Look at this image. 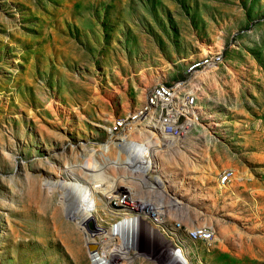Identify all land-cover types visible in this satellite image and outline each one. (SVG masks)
I'll return each instance as SVG.
<instances>
[{"label": "rangeland", "instance_id": "rangeland-1", "mask_svg": "<svg viewBox=\"0 0 264 264\" xmlns=\"http://www.w3.org/2000/svg\"><path fill=\"white\" fill-rule=\"evenodd\" d=\"M125 189L180 210L145 228ZM160 247L264 264V0H0V264H165Z\"/></svg>", "mask_w": 264, "mask_h": 264}, {"label": "bare ground", "instance_id": "bare-ground-1", "mask_svg": "<svg viewBox=\"0 0 264 264\" xmlns=\"http://www.w3.org/2000/svg\"><path fill=\"white\" fill-rule=\"evenodd\" d=\"M212 49V48H211ZM214 49V48H213ZM208 50V48H205V52ZM209 53H210V50L208 51ZM213 53V52H212ZM153 91V90H152ZM171 94V93H170ZM151 95V97H153V100L151 99V98H149V101H148V103L147 104H149V103H152V104H159L161 101H163V99H164V97L161 95V96H158L157 97V99L155 100V97H154V95H153V93L152 94H150ZM150 95H148V96H150ZM190 100V99H189ZM188 100V102H186V105H187V108L189 107V110H190V108H193V106H189V104H190V102H192L191 100L189 101ZM162 103V102H161ZM160 103V104H161ZM193 103V102H192ZM185 104V103H184ZM183 104V105H184ZM177 106H178V104H177ZM171 108V107H170ZM197 108V107H196ZM170 110V109H169ZM179 110H181L180 108H178V109H175V110H172V111H170L169 112V119H167L166 120V125H172V126H175V125H177V121L179 120V114L182 112V111H179ZM183 110V109H182ZM188 110V109H187ZM184 111V110H183ZM192 110H190V112H191ZM146 112V111H145ZM189 112V113H190ZM144 113V110L143 111H141L140 112V114L139 115H137V116H135V117H140L139 119L140 120H143L142 119V117L141 116H143L142 114ZM193 113V112H192ZM147 114V113H146ZM193 115V114H192ZM145 116V115H144ZM171 118V119H170ZM190 119H191V117H190ZM161 122V121H160ZM164 122V121H163ZM143 126H147V124L145 123H143ZM165 128V126L162 128L161 127V129H159V130H161V131H163L162 129H164ZM183 128V126L182 127H178V129H182ZM147 129V128H146ZM164 131H165V129H164ZM178 134V133H177ZM126 138V137H125ZM125 138L123 139V141H124V145H127V148L129 147L128 146V143L126 144V141H125ZM127 139V138H126ZM134 141V140H133ZM135 142V141H134ZM137 142V141H136ZM141 143V142H140ZM144 143V142H143ZM134 145H135V143H134ZM138 146H139V144H137ZM132 146V145H131ZM126 148V149H127ZM152 163H155V161L153 160V162ZM158 167V169L157 170H154L156 173L159 171V166H157ZM147 168H149L148 167V165H147ZM151 171H153V168L151 169ZM153 176L155 177V174H153ZM156 178H158V176H156ZM84 190V189H83ZM84 192V191H83ZM86 193V192H85ZM126 193H128V196L126 197V200H121L122 201V203H121V205L120 206H122V208L124 209V210H129L130 212H132V211H134V212H136L140 217H139V219H137L138 220V223H144V227L145 228H147V221L145 220V217H143L141 214H144V213H150V214H154L155 216L156 215H158V218L160 219L158 222H166V223H168V222H170L171 221V219H172V217L170 216V212H172V211H176V210H180V201L177 199V198H175V197H171V198H169V197H166V200L168 199V201H167V203H168V205H165V202H164V204L162 203V202H160L159 204H158V202H156V201H153V200H147V198H144V197H142L141 196V198H139L138 196H132L130 193H129V191H127V189H125V191L124 192H122L121 194H120V196H121V198H123L124 196H125V194ZM83 194V193H82ZM114 196H115V194H114ZM78 198H79V196H78ZM170 202H174L172 205H171V203ZM169 214V215H166V217H165V219H163V215L164 214ZM175 216V215H174ZM163 219V220H162ZM123 224V223H122ZM124 225V224H123ZM129 228V227H128ZM128 228H125V227H121L119 224L116 226L115 225V227H114V229H115V232H116V230H117V234H119V235H123V237H126L127 236V241H126V243L124 242V243H122V248H129L130 246H133L134 245V247L136 246L135 244L136 243H134V241H136V240H138V238L139 237H136L135 235H137L136 233H134V232H130L129 231V229ZM131 229V228H130ZM208 230H201L199 233H201L205 238H208L209 240H213V235H211V234H209L208 232H207ZM141 237H143V235H141ZM213 242V241H212ZM90 244H94V243H91L90 242ZM157 250H160V252H161V256H162V260L165 262V264H175V263H173V258H171V254H167V252L165 253V252H163V251H165V249L163 248V247H160V249H157ZM170 255V256H169ZM108 256L110 257V261H108V262H112V259L113 260H115V262L117 263V261L119 262V260L120 259H122L123 257H125V251L123 250V249H118V250H116L115 252H113V253H108ZM133 256L131 255L130 257H129V259L126 261L127 262V264H130V262H131V260H133Z\"/></svg>", "mask_w": 264, "mask_h": 264}, {"label": "built area", "instance_id": "built-area-1", "mask_svg": "<svg viewBox=\"0 0 264 264\" xmlns=\"http://www.w3.org/2000/svg\"><path fill=\"white\" fill-rule=\"evenodd\" d=\"M167 89V87H165L164 85H161V86H159L158 88H157V91L160 93L161 92V94H169V92H168V90H166ZM173 91H175V90H173ZM186 97V96H185ZM186 99L187 100H189V99H191L190 97H186ZM191 100H193V99H191ZM192 102H190V104H191ZM118 124H120V123H118Z\"/></svg>", "mask_w": 264, "mask_h": 264}]
</instances>
